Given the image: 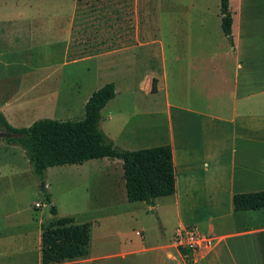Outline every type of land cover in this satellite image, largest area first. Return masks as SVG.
<instances>
[{
  "label": "crops",
  "instance_id": "crops-1",
  "mask_svg": "<svg viewBox=\"0 0 264 264\" xmlns=\"http://www.w3.org/2000/svg\"><path fill=\"white\" fill-rule=\"evenodd\" d=\"M257 1L237 0L233 10L230 0L233 42L222 29L220 9L221 34L216 39L205 15L194 28L195 20L191 18L195 11H188L187 24L182 28L181 58H173L177 43L166 37L159 42L164 70L162 77H154L159 83L157 92L137 87L140 94L134 105L139 110L144 107L143 122L128 130L139 140L117 141L105 134L117 146L129 150L171 144L176 192L156 198L153 204L130 202L121 159L86 161L83 164L100 163L95 173L106 176V185L115 197L124 199L126 195L123 207L107 200V216L102 220L118 226L120 230L113 236L119 244L107 248L112 238L109 234L95 245L91 237L88 255L50 264H264V208H234L235 194L264 191V10L253 3ZM78 13L76 0L74 11L63 17L56 11L38 16L44 25L42 42L63 44V55L51 67L45 62L30 66L26 58L12 56L13 49H19L18 44H24L27 38L23 30L14 28L10 43L7 36L11 22L0 13V112L13 126L28 127L46 118L43 109L47 102L58 108L70 107L72 90L67 82L71 77L62 67L93 58L88 50L99 46L79 40ZM81 48L85 51L78 56ZM170 59L178 64L181 81H173ZM14 64L26 68L16 74L4 71V67ZM48 82L54 83L53 88L47 89ZM118 94L107 108L112 107ZM117 111L110 114L109 120ZM62 166L47 169L48 190L49 171ZM39 184L24 149L0 138V264H44L42 233L49 219L38 210L43 202L37 206L40 201H27L31 191L37 193ZM189 225L212 235L213 245L200 251L179 249L174 243L175 233L180 226Z\"/></svg>",
  "mask_w": 264,
  "mask_h": 264
},
{
  "label": "rangeland",
  "instance_id": "rangeland-1",
  "mask_svg": "<svg viewBox=\"0 0 264 264\" xmlns=\"http://www.w3.org/2000/svg\"><path fill=\"white\" fill-rule=\"evenodd\" d=\"M75 3L76 0H0V13L11 22L7 36L9 42L13 43L14 28L23 30L27 38L24 44H18L19 49H13L12 56L15 59L26 58L24 61H28L30 66L35 62H45L46 67L57 65L55 62L63 55V44L54 41L45 45L42 42L44 25L38 16L43 12L56 11L63 17L67 12L70 14L74 11ZM253 3L264 10V0ZM232 8L236 10L237 0H232ZM219 9L220 0H78V30L81 31L79 40H88L90 44L99 46L88 50L93 58H82L72 65L62 67L67 76L71 77L67 82L72 90L69 98L71 105L64 109L47 102L46 109H43L44 115L61 120H80L85 116V104L90 94L105 83L114 81L119 94L112 107L110 105L102 110L104 117L101 129L105 134L113 135L117 141L134 143L135 139L139 140L136 134L132 136L128 130L135 129L137 123L143 122L140 119L144 117V107L141 106L139 110L134 105V99L140 94L136 91L137 87L152 89L153 78L163 75L159 42H164L166 37L174 40L177 51L173 58H181L182 28L187 24L188 11H195L194 18H191L195 20L194 28L200 16L205 15L207 27L213 32L215 39L219 38ZM22 16L25 18L22 19ZM148 41L157 43L147 47L144 43ZM83 51V48L79 49L78 56ZM126 64L130 66L134 79H131ZM177 65L170 59L174 82L181 81L182 73L176 68ZM25 68L26 65L14 64L3 69L16 74L23 72ZM25 83L27 82L24 81L23 84ZM53 84L48 82L47 89L53 88ZM144 98L142 96V100ZM118 107L121 111H117ZM115 111L117 113L114 114V119L109 120L110 114ZM157 118L159 119L158 115ZM99 166L100 163L69 164L60 167L62 169L50 170L49 190L60 216L80 213L76 216L78 222L91 223L94 245L95 241L109 234L112 238L107 248H112L119 244V240L113 235L120 229L114 223L105 224L102 221L107 216L105 203L112 199L123 207L122 202H127V199L126 195L123 199L112 194V190L106 185V176L100 172L95 173ZM114 169L117 172L120 170L117 167ZM42 182L46 184V179L40 181L36 194L34 191L30 192L27 201L43 202L42 208L38 210L50 221L53 218L51 205L46 203L41 193ZM95 219L99 222L96 223Z\"/></svg>",
  "mask_w": 264,
  "mask_h": 264
},
{
  "label": "trees",
  "instance_id": "trees-1",
  "mask_svg": "<svg viewBox=\"0 0 264 264\" xmlns=\"http://www.w3.org/2000/svg\"><path fill=\"white\" fill-rule=\"evenodd\" d=\"M222 29L233 42V15L230 0H220ZM158 79L152 81L157 92ZM115 82H107L95 90L85 104V116L80 120L40 118L28 127H15L0 112V129L18 136L5 138L21 146L40 181L46 179L49 167L83 164L91 159L108 157L123 161L127 198L130 202L153 204L161 196L172 195L177 189L176 168L171 144L136 150L124 149L108 139L101 129L102 110L117 96ZM44 198L52 204L51 193L42 187ZM237 211L264 208V191L237 193ZM53 218L42 233V261L59 263L84 257L89 253L91 223H78L75 216H58L56 205H51ZM181 250H184L180 248Z\"/></svg>",
  "mask_w": 264,
  "mask_h": 264
},
{
  "label": "built area",
  "instance_id": "built-area-1",
  "mask_svg": "<svg viewBox=\"0 0 264 264\" xmlns=\"http://www.w3.org/2000/svg\"><path fill=\"white\" fill-rule=\"evenodd\" d=\"M41 206V202H37ZM213 236L203 232L197 225L180 226L174 236V243L180 249L200 251L213 245Z\"/></svg>",
  "mask_w": 264,
  "mask_h": 264
},
{
  "label": "water",
  "instance_id": "water-1",
  "mask_svg": "<svg viewBox=\"0 0 264 264\" xmlns=\"http://www.w3.org/2000/svg\"><path fill=\"white\" fill-rule=\"evenodd\" d=\"M13 136H18L17 133H10L7 131H0V138H8V137H13ZM46 184L45 182H42V187H44Z\"/></svg>",
  "mask_w": 264,
  "mask_h": 264
}]
</instances>
